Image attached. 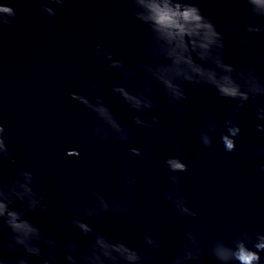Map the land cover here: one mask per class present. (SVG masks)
I'll use <instances>...</instances> for the list:
<instances>
[{
    "label": "water",
    "instance_id": "95a60500",
    "mask_svg": "<svg viewBox=\"0 0 264 264\" xmlns=\"http://www.w3.org/2000/svg\"><path fill=\"white\" fill-rule=\"evenodd\" d=\"M42 2L0 0L16 13L11 25L0 26V124L16 160L15 165L0 161V177L11 179L15 167L33 173V190L50 204L48 213L37 209L29 218L57 239L72 232L83 246L89 238L71 229L67 218L78 214L79 205L91 198V191L129 198L135 203L133 217L142 215L145 223L110 215L88 222L131 244L137 243L142 231H152L162 243L158 257L162 264L175 250L182 231L198 222L184 221L171 202L163 199L169 183L163 158L174 155L188 165V171L180 174V192L198 219L204 220L209 236L264 231V176L258 173L259 161L254 155L264 145V133L255 131L256 121L251 119L255 104L236 117L242 130L231 153L224 151L218 137L211 148H202L198 132L206 120L222 123L233 102L220 99L211 89L192 85L188 86V101L174 110L161 101L152 113L158 116V125L138 129L129 144L97 142L87 135L93 115L71 100L69 93H86L85 81L97 84L119 119L130 124L132 114L111 93V87L123 80L107 68L95 45L134 65L147 39L146 27L131 15L127 0H65L63 6L50 5L56 12L52 17L40 8ZM194 2L223 34L226 61L251 60L264 77V63H256L258 57L264 58V44L248 47L236 43L242 37L264 40V34L247 37L225 23L246 22L244 0ZM258 23H264V18ZM56 121L55 127L48 126ZM131 146L146 155L140 159L131 156ZM75 151L79 156H72ZM122 175L135 176L137 184H122Z\"/></svg>",
    "mask_w": 264,
    "mask_h": 264
},
{
    "label": "clouds",
    "instance_id": "9594fccd",
    "mask_svg": "<svg viewBox=\"0 0 264 264\" xmlns=\"http://www.w3.org/2000/svg\"><path fill=\"white\" fill-rule=\"evenodd\" d=\"M65 0H43L40 8L49 16L56 12L50 5L63 6ZM247 7L245 23L226 20L235 30H242L247 37L264 34V0H244ZM131 15L146 27L147 39L140 49V57L134 65L124 62L100 44L95 52L106 62L107 68L118 73L122 83L114 84L111 93L131 113V122H122L110 107L100 87L85 81L88 91L84 94L69 93V98L94 117L87 135L97 142L115 140L129 144L140 128H155L159 118L154 113L163 106L174 110L189 99V85L205 87L222 100L233 102L222 123L206 120L198 132L200 146L209 149L214 137H218L225 152L237 147L241 125L236 117L242 109L255 107L251 119L256 121V132L264 133V77H261L251 60L230 63L225 59L223 34L202 12L194 0H127ZM13 7L0 3V26L14 22ZM237 45L251 47L253 43L240 38ZM256 63H264L258 57ZM130 85H138L131 87ZM59 121L49 122L55 127ZM6 129L0 124V161L16 164L5 139ZM131 156L140 159L146 154L140 148H128ZM67 155H69L67 153ZM258 173L264 176V145L256 148ZM72 156H79L75 151ZM163 165L169 175L163 199L170 201L174 211L191 223L179 237L175 250L162 264H264V231L249 234L242 231L231 236H209L203 219L187 204L180 192V174L188 171L187 163L179 156H165ZM122 184L134 186L137 179L122 175ZM36 179L31 171L14 168L11 179L0 177V264H161L159 253L161 240L150 230L139 234L137 243L115 239L97 230L88 221L104 220L107 216L133 219L136 224L145 223L142 215L133 217L135 203L129 198L110 197L93 190L90 199L83 201L78 214L68 217L67 224L80 236L88 237L81 246L72 232L61 239L55 238L29 218L37 209L48 213L50 201L38 195L33 186ZM19 203V207L17 204ZM10 253L5 256L4 253Z\"/></svg>",
    "mask_w": 264,
    "mask_h": 264
}]
</instances>
